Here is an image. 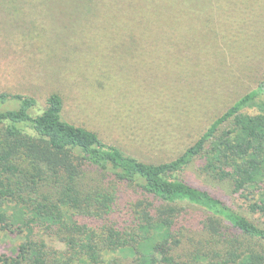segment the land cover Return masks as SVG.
Returning a JSON list of instances; mask_svg holds the SVG:
<instances>
[{"label":"rangeland","instance_id":"obj_1","mask_svg":"<svg viewBox=\"0 0 264 264\" xmlns=\"http://www.w3.org/2000/svg\"><path fill=\"white\" fill-rule=\"evenodd\" d=\"M96 2L83 9L73 0H45L18 21L11 17L12 4L0 0V91L33 95L40 106L57 91L67 119L127 153L162 162L194 143L264 80V0ZM202 163L196 160L183 176L264 224L229 183L201 175ZM184 204L192 213L190 233L199 237L209 214ZM40 231L0 228V255L14 254ZM45 238L47 248L64 249L56 235ZM30 258L45 264L38 250ZM110 258L112 264H132L126 253Z\"/></svg>","mask_w":264,"mask_h":264},{"label":"trees","instance_id":"obj_2","mask_svg":"<svg viewBox=\"0 0 264 264\" xmlns=\"http://www.w3.org/2000/svg\"><path fill=\"white\" fill-rule=\"evenodd\" d=\"M5 1L21 21L45 0ZM96 1L73 0L83 9ZM253 106L257 112L245 111ZM64 109L57 91L44 106L33 95L0 91V228L41 230L0 255V264H33L35 250L45 264H112L116 251L132 264H264V224L183 176L202 159L201 175L229 183L264 216V80L162 162L127 153ZM185 202L209 214L199 237L190 233ZM52 234L64 249L47 248Z\"/></svg>","mask_w":264,"mask_h":264}]
</instances>
